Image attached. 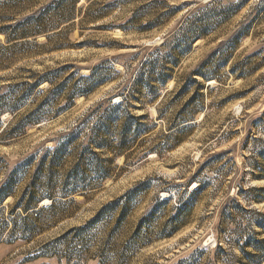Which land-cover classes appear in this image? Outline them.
<instances>
[{"label":"rangeland","instance_id":"374dc122","mask_svg":"<svg viewBox=\"0 0 264 264\" xmlns=\"http://www.w3.org/2000/svg\"><path fill=\"white\" fill-rule=\"evenodd\" d=\"M0 1L10 2L0 11V17L8 19L3 26L43 17L39 28L33 26L43 33L23 40L25 49L10 67L0 70V87L30 84L35 77L67 67L71 69L55 77L53 88L67 80L68 87L58 89L66 99L70 87L89 77L92 68L114 66L113 72L104 73L112 81L88 99L77 98L69 111L28 129L23 137L0 138V186L7 182L12 192L0 207V264H264V228L258 225H264V0H79L77 11L65 16L49 8L56 0ZM172 7L179 11L170 18L161 16ZM224 10L228 12L221 13ZM206 15L213 31L196 39L185 56L176 52L175 79L159 90L158 99L147 95L143 81L137 86L135 77L152 49L173 33V43L159 54L174 53L178 40ZM0 42L5 43L2 35ZM203 62L210 78H199L204 89L198 101L204 99L208 118L203 121L199 114L186 140L161 158L145 157L144 151L165 141L166 124L192 92L180 104L170 105L165 121H157L154 131H149L150 122L140 121L139 132L127 135L133 149L103 164L112 176L87 197L75 196L74 203L58 197L59 204L51 207L49 194L63 196L73 187L67 178L78 161L71 149L62 165H44L39 174L38 163L32 162L15 174L39 150H52L85 116L86 126L91 125L96 114L89 112L97 104L110 101L112 106H125L121 91L125 81L131 91L132 85L136 87L126 110L156 120L161 102L174 98L175 80L184 81ZM53 89L42 85L23 114L50 98ZM11 120L10 114L2 115L0 134ZM123 122L108 127V141H117ZM86 132L74 149L83 145ZM95 152L101 160L113 158ZM50 169L52 182L47 176ZM199 182L205 190L187 209L177 211ZM46 199L51 202L43 206ZM119 199L87 230L66 235ZM157 201L168 204L159 206ZM17 204L36 205V209L12 213ZM174 219L186 223L174 235L163 237L176 225Z\"/></svg>","mask_w":264,"mask_h":264},{"label":"trees","instance_id":"16d2710c","mask_svg":"<svg viewBox=\"0 0 264 264\" xmlns=\"http://www.w3.org/2000/svg\"><path fill=\"white\" fill-rule=\"evenodd\" d=\"M16 1L18 4H21L22 2L27 0ZM86 1L90 2L91 0ZM78 2L79 0H56L52 5L49 6V8L54 7V11H56L58 15L65 16L68 13L73 14L77 11L76 7ZM9 3L10 2L8 1H0V11L3 10V8L6 7ZM177 11H179L178 8L172 7L169 11L164 12L161 16L170 18ZM227 12V10H224L221 13ZM42 21L43 17L41 16L37 18L32 17L28 18L24 23H16L15 25L3 26V24L8 22V19L0 17V35L4 36L5 38V43L0 42V70H5L10 67L17 54L25 49L24 47L27 46V44L23 40H28V38L36 37L43 33L41 31H34L35 29L33 27L37 25L39 28ZM209 21V15L196 19L186 33V36L178 40L179 44L175 47L174 53L173 50H170L164 56L159 54L162 49L168 48L170 43H173L171 42L175 37L173 33L170 34V36H167L164 42L158 48L155 47L154 49H152L149 56L145 59V61L141 64V66L138 68V71L136 72L135 83H137V86H139L141 81H143L144 89L147 95H151L154 97V99H158L159 90L166 87L169 81H173L175 79L174 73L179 65L178 60L174 59L173 57L174 54L178 52L179 57H183L191 51L193 42L196 39L207 38L208 35L213 31V27L209 23ZM205 65H207V63L203 62L200 66H198L197 69L192 71L184 79V81L181 82L180 79L175 80V85L171 93L174 98L170 103L165 104L164 101L161 102L162 106L158 107L157 109L158 117L156 120L149 119L148 116L137 117L126 110V108L128 107L127 105L129 99L131 98V96L133 97L136 87H133L132 85L131 91V87H129L128 83L125 81V84L121 89V91L123 92V103L125 104V106H112L110 104V101H102L101 103L97 104L89 112V116L92 114H96V118L91 125H87L88 127L86 126L88 120L85 116L82 120H79V122L73 129L65 132V134L60 137L62 141H59L52 150H39L37 154L31 156L27 161L20 164L19 167L14 170L15 174H19V171L21 169L32 162L38 163L39 174H41L40 168H42L44 165L49 164L51 168H53L55 165H62L70 156L71 149L72 157L76 154L75 156L78 161V164L74 167L71 175L67 178V181H69V183H71L73 187L70 192H67V194H63V196H57L54 193L49 194V199L53 201L51 207L52 209L55 208L56 205L59 204V201H61L60 198H71L70 203H74L75 201L73 197L75 196L87 197V195L92 191L100 189L102 187V184L112 176L110 173V169L108 167L104 168L103 164H110L116 161V159L119 157H125L126 154L133 149L132 142L127 141V135H129L131 131L134 133L139 132L140 127L137 128V126H139V122H150L149 131H154L158 126L157 121H165L166 114L170 108V105L172 103L173 105L180 104L181 100L192 92L191 98L185 104L181 105V108L176 111L173 121H170V123L166 124V131L169 134L164 138L165 141L154 143L144 151L143 156L145 157H147V155L153 154L152 156L157 155V158H161L167 151L175 149L178 145L186 140L188 131L195 128L196 117L199 114H201L200 119L204 116L203 121L208 118V115L204 113V99L202 98L201 101H198L200 92L204 89V84L199 81V78L204 81L210 78L207 73L203 71ZM103 67V65H99L92 68L89 77L81 78L78 84L70 87V92L66 99H63V97H61V93H59L58 89L59 87H68L69 82L67 80H65L58 88H53L55 84V77L60 76L67 70L71 69L67 67L35 77L33 83L30 84L0 87V118L4 114H10L12 118L11 123H9L0 134V138L7 137L9 139H16L23 137L24 135H26L28 129L39 126L43 123V121L50 120L66 111H69L72 107L75 106L77 98L84 97L85 99H88L90 94L97 88L112 81L111 79H109V77L104 75V73H106V71L113 72L114 66H110V68L108 69H105ZM72 69L74 68L72 67ZM83 82L88 83L89 85L84 87L85 85H82ZM45 83L49 84L51 89H53L52 92H49L52 93V96L50 98H47L41 105H38L36 108L31 109L23 114V109L28 104L31 105L33 103V100L40 94L39 89ZM209 83H212V81ZM24 86H26L27 88L25 89ZM166 96L164 97V99L166 98ZM28 101L29 103L26 105ZM53 107L60 108L52 113L51 108ZM123 108L125 109L124 111ZM120 119H124V122L121 126L118 139L117 141L110 142L107 139V136L110 135L108 127L110 125L116 124ZM85 132L88 135L87 137L82 138L84 143L79 148V150L81 151H79L78 149H74L75 144L79 140L80 134ZM65 140L67 141V143L63 144ZM95 150L101 151V153L105 152L107 155L110 154L113 156V158L101 160L99 158V154L96 153ZM125 163H128L127 157ZM53 172L54 171L51 169L47 172L48 180H50L51 182L54 175ZM88 173H91L93 175L89 177V175H87ZM148 185L149 182L142 183L139 184L137 188L146 187ZM10 187L11 184H7V182L0 186V207H2L5 199L12 194ZM204 190V184L199 182V186L197 184L195 191H193L189 195L188 199H184L179 202L180 206L176 208L177 211L181 212L187 209L192 199L197 197ZM126 195H131V192ZM120 201L121 200L119 199L110 202L94 219L86 223L84 227L70 230L66 235H69L75 231L82 232L87 230L94 223H97L103 211L115 208L118 203H120ZM166 204H168V201H157V205L159 206H163ZM13 209L14 210L12 211V213L20 209L24 214H27L29 211L36 209V205L31 206L30 204H17V206H15V208ZM172 223L176 225L171 226V229L168 233H163V237H170L174 235L186 222H179L178 219H174ZM258 225L262 229L264 228L263 224Z\"/></svg>","mask_w":264,"mask_h":264},{"label":"bare ground","instance_id":"6f19581e","mask_svg":"<svg viewBox=\"0 0 264 264\" xmlns=\"http://www.w3.org/2000/svg\"><path fill=\"white\" fill-rule=\"evenodd\" d=\"M209 84H210V83H209ZM170 85L172 86L173 84L171 83ZM153 111H154V113L156 114V110L154 109ZM201 119H202V118H201ZM196 187H197V184H193V185H192V190H195ZM192 190H191V191H192ZM44 204H45V205H43V206H46V205H49L50 203H49L48 200H46V201L44 202Z\"/></svg>","mask_w":264,"mask_h":264}]
</instances>
